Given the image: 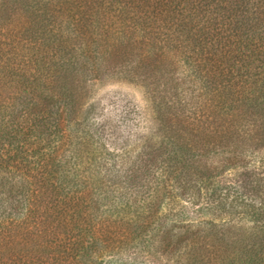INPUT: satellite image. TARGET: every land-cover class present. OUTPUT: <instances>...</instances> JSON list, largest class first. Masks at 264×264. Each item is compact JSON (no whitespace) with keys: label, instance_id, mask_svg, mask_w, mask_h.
<instances>
[{"label":"trees","instance_id":"1","mask_svg":"<svg viewBox=\"0 0 264 264\" xmlns=\"http://www.w3.org/2000/svg\"><path fill=\"white\" fill-rule=\"evenodd\" d=\"M104 80L159 109L145 159L81 118ZM220 177L246 181L193 202ZM114 257L264 264V0H0V264Z\"/></svg>","mask_w":264,"mask_h":264},{"label":"rangeland","instance_id":"2","mask_svg":"<svg viewBox=\"0 0 264 264\" xmlns=\"http://www.w3.org/2000/svg\"><path fill=\"white\" fill-rule=\"evenodd\" d=\"M76 92L83 95L80 107L81 118L85 120L93 119L96 123H99L97 130L103 136L105 142L117 148L115 152L123 150V154L121 152L119 156L130 158V164L138 158L143 157L145 159L147 154L153 151L154 145L157 148L161 144L166 131L162 132L163 127L161 121H159V109L138 83L104 80L88 83ZM167 149H169V146ZM173 159V155L168 157L166 154L159 165V172H161L164 181H172L173 177L176 178V174L179 173L178 170L176 172L177 165ZM120 164H122V161ZM120 164H118V167H121ZM172 165H174V168H172ZM164 170L168 171V174L164 173ZM169 172H171L170 176H168ZM161 175L156 174V177L151 181H156L157 177L160 181ZM242 181H246V179L233 180L231 177H220L200 180L198 181L200 192L197 188L193 202L199 206L202 205L204 201L208 200L212 192L220 195H222L221 193L234 195L235 189L241 190ZM236 183H239V185L234 186L235 189H231L230 187ZM243 185L245 186L246 183H243ZM245 188L244 191L247 190V187ZM129 255L133 256L132 254ZM117 258L114 257L116 259L115 264L127 263L126 259L122 263V260ZM139 264L167 263L145 257L141 259Z\"/></svg>","mask_w":264,"mask_h":264}]
</instances>
